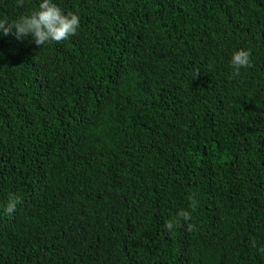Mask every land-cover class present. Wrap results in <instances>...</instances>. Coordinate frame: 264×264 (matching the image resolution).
Segmentation results:
<instances>
[{"label": "trees", "instance_id": "trees-1", "mask_svg": "<svg viewBox=\"0 0 264 264\" xmlns=\"http://www.w3.org/2000/svg\"><path fill=\"white\" fill-rule=\"evenodd\" d=\"M56 3L75 35L0 38V264H264V0Z\"/></svg>", "mask_w": 264, "mask_h": 264}, {"label": "clouds", "instance_id": "clouds-1", "mask_svg": "<svg viewBox=\"0 0 264 264\" xmlns=\"http://www.w3.org/2000/svg\"><path fill=\"white\" fill-rule=\"evenodd\" d=\"M79 26V16L74 12L63 11L56 0H38L37 7L30 13H22L10 21L6 18L0 19V38L12 32L17 39L29 38L35 45L41 47L47 43L67 40L77 33ZM229 63L233 69V75H239L241 69L251 67V50L244 48L234 50ZM188 199L189 209L195 211V200L191 196ZM19 202L18 196L9 194L7 201L0 204V212L11 215ZM190 214V211L186 209L177 211L175 218L165 221L164 228L171 232L180 218L188 221ZM188 228L191 230L193 225L189 223Z\"/></svg>", "mask_w": 264, "mask_h": 264}]
</instances>
